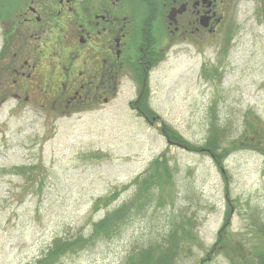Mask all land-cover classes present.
<instances>
[{"label": "rangeland", "instance_id": "1", "mask_svg": "<svg viewBox=\"0 0 264 264\" xmlns=\"http://www.w3.org/2000/svg\"><path fill=\"white\" fill-rule=\"evenodd\" d=\"M16 2L0 0V16ZM233 20L230 36L180 44L156 63L155 125L130 107L132 82L96 110L0 104V264H259L264 0H241ZM215 120L223 145L238 146L223 169L160 131L167 123L200 147ZM162 156L172 177L144 183Z\"/></svg>", "mask_w": 264, "mask_h": 264}, {"label": "flooded vegetation", "instance_id": "2", "mask_svg": "<svg viewBox=\"0 0 264 264\" xmlns=\"http://www.w3.org/2000/svg\"><path fill=\"white\" fill-rule=\"evenodd\" d=\"M12 1L13 9L0 16V104L10 97L51 114L96 110L126 82L134 83L139 98L156 63L173 47L200 48L229 33L241 2Z\"/></svg>", "mask_w": 264, "mask_h": 264}, {"label": "trees", "instance_id": "3", "mask_svg": "<svg viewBox=\"0 0 264 264\" xmlns=\"http://www.w3.org/2000/svg\"><path fill=\"white\" fill-rule=\"evenodd\" d=\"M232 31L228 33L230 36ZM208 75L206 74V77ZM150 97V89L148 82L144 86L143 90L140 92L139 98L135 100L134 103L138 104V106L142 109L143 114L147 116V118L152 119L153 117L156 118L157 122L159 120V117L156 116L154 111L150 110V107L148 105V100ZM250 113V112H249ZM161 133L166 137L168 143L173 146H178L180 148H183L190 152H198V153H205L209 152L213 159L215 160L217 166L221 169H223L222 162L226 158L228 154L233 152L238 146L235 144V141L232 143H229L227 146H224L223 143L225 142V127L221 125V123L217 122L216 120L211 125V135L206 142L205 146H195L194 144L190 143L188 140H186L182 135L174 129L172 126H170L167 123H162L160 126ZM261 153H264L263 150L257 149ZM161 158V157H160ZM158 158L155 162L154 166L155 169H151L149 171V177L148 180L144 181V183H155L158 181L159 177L162 175L171 178L172 175L169 171V167L167 166L168 160L165 156H162V159ZM161 171H164L163 173ZM225 182L227 183L229 181L228 176H224ZM231 207V206H230ZM232 216V209H228L225 217V228L228 226L229 220ZM105 225V223H103ZM255 257H258L259 264H264V249L260 250L259 252L255 253Z\"/></svg>", "mask_w": 264, "mask_h": 264}]
</instances>
